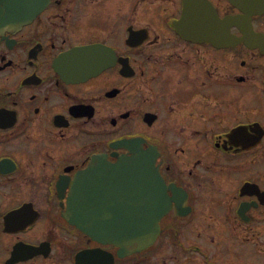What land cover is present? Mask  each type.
<instances>
[{"label":"flooded vegetation","instance_id":"1","mask_svg":"<svg viewBox=\"0 0 264 264\" xmlns=\"http://www.w3.org/2000/svg\"><path fill=\"white\" fill-rule=\"evenodd\" d=\"M15 12L0 0V264H264V14L220 43L182 32L241 14L230 0ZM136 153L167 205L142 249L123 243ZM87 186L90 235L68 215Z\"/></svg>","mask_w":264,"mask_h":264},{"label":"water","instance_id":"2","mask_svg":"<svg viewBox=\"0 0 264 264\" xmlns=\"http://www.w3.org/2000/svg\"><path fill=\"white\" fill-rule=\"evenodd\" d=\"M47 0H15L16 7V21L17 24L28 22V18L40 12ZM236 5L244 14L240 16H227L219 19L216 15L210 13L207 25H203L200 29H193L185 33L189 37L208 39L212 41H220L228 43L232 36L228 35L230 26L236 25L244 33L240 40L249 42L250 39L255 38L251 32V17L254 15H261L264 13V0H230ZM123 164H127L128 183L130 199L128 202L129 215L125 223L128 224V245H137L136 249H141L151 243L158 231V220L163 215L165 206L159 198L162 194L164 182L154 167V162L151 158L137 156L123 160ZM115 173L113 177H115ZM89 173L86 171L81 176V181L89 184ZM133 187H132V185ZM141 184V185H140ZM137 187L140 191L137 190ZM138 192H144L141 197L136 196ZM90 193L89 187L86 190H80L79 199L81 203L75 201L78 199V189L70 193L68 203V215L77 220L76 215L81 209L80 222L78 224L81 229L88 235L91 234V225L88 217L87 199ZM159 193V194H158ZM159 198V199H158ZM84 200V201H83Z\"/></svg>","mask_w":264,"mask_h":264},{"label":"rangeland","instance_id":"3","mask_svg":"<svg viewBox=\"0 0 264 264\" xmlns=\"http://www.w3.org/2000/svg\"><path fill=\"white\" fill-rule=\"evenodd\" d=\"M260 23H264V20L263 21H260L259 22V24ZM249 256H247V257H245V256H243L242 254L240 255V260L241 261H250V258H248Z\"/></svg>","mask_w":264,"mask_h":264}]
</instances>
